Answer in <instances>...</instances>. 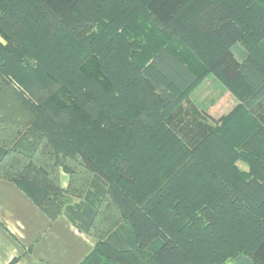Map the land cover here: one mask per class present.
I'll return each instance as SVG.
<instances>
[{"label": "trees", "instance_id": "trees-1", "mask_svg": "<svg viewBox=\"0 0 264 264\" xmlns=\"http://www.w3.org/2000/svg\"><path fill=\"white\" fill-rule=\"evenodd\" d=\"M190 2L0 0V180L50 220L82 201L69 221L95 239L103 263L224 264L244 254L264 264V192L241 188L254 176L264 184V131L255 145L248 130L247 145L238 143L237 106L187 148L165 125L181 102L168 105L147 73L173 53L169 39L190 40L199 67L219 69L237 96L242 67L230 47L241 40L264 82V0H200L189 10ZM206 40L217 53L205 55ZM192 75L199 81L200 69ZM157 135L166 178L138 203L118 182L129 180L126 154L157 147ZM239 159L259 169L242 173Z\"/></svg>", "mask_w": 264, "mask_h": 264}, {"label": "rangeland", "instance_id": "rangeland-1", "mask_svg": "<svg viewBox=\"0 0 264 264\" xmlns=\"http://www.w3.org/2000/svg\"><path fill=\"white\" fill-rule=\"evenodd\" d=\"M199 1L191 0L188 9L197 8L200 4ZM132 29L138 31L135 27ZM147 40L151 48L159 45V41L155 39ZM169 40L172 41L168 43L174 46L173 53L169 54L163 51V54L159 58L160 68L153 70L150 66L147 70V73H150L158 81L159 86L157 87V91L164 100L169 101L168 105L177 100L181 102L175 113L169 117L170 119L168 118L165 125L177 134V137L184 142L187 148H191L196 144L197 138L215 127V125L210 123L211 120L214 119V121L218 122L222 118L227 117L237 106H240L242 110H240L239 115H243V124L240 125V129L243 132L240 135L238 143L242 146L247 145V141H244V133L248 130V132H254L256 135L249 140L251 141L255 138L251 142L255 145L263 137L264 131V82L261 74H258L256 71V63L253 60L254 55L250 51L248 53L241 40L236 41L230 47L235 59L242 67V78L240 83L237 84L240 90L236 96L220 78L219 69L210 68L205 64L199 67L200 58L196 54V51L200 50H195L196 48L198 49V45H194L196 42L194 43L189 40L187 42L189 46H186L175 39ZM142 41L143 39L137 42L142 43ZM0 43L4 44L1 38ZM204 43L206 44L205 50H209L205 55L211 56L218 52L212 42L206 40ZM258 48L264 55V40L259 44ZM258 65L260 66V62ZM194 68H196V72L200 69L201 79L199 81L193 78ZM10 83L12 87L20 89L14 81ZM160 138L158 135L151 138L156 140L158 143L157 147H155V141H151L150 143L143 144L142 146L145 148L140 150L139 153H136L138 150L134 152L130 151L126 154L128 162L124 172L128 175L129 180L123 177L121 182L118 183L126 191L130 192L138 203H140L139 200L144 199L143 197L146 193L144 190L160 186L162 184L161 179L166 178L168 169L166 159L169 158V155L167 152L158 149L160 148ZM258 158L260 159V157ZM235 166L245 174L253 170L247 159H239L235 162ZM254 168L256 170L259 169V167ZM256 170L253 171L255 172ZM167 184H171L170 181ZM243 184L244 187L241 188L247 193L259 194L260 191L264 192V184H261L260 179L255 176L244 178ZM94 192L95 194L98 193L99 189H94ZM141 192L144 195L140 196ZM106 212L110 216V221L117 220L114 210ZM120 226L121 230H119V234L124 238L122 234L127 231L123 229V223ZM252 262L253 260H251L250 256L243 254L241 258L228 260L224 264H252Z\"/></svg>", "mask_w": 264, "mask_h": 264}, {"label": "crops", "instance_id": "crops-1", "mask_svg": "<svg viewBox=\"0 0 264 264\" xmlns=\"http://www.w3.org/2000/svg\"><path fill=\"white\" fill-rule=\"evenodd\" d=\"M60 180L65 189L68 176L61 173ZM81 202L72 199L50 220L13 184L0 180V264H113L103 263L95 239L69 221L67 212Z\"/></svg>", "mask_w": 264, "mask_h": 264}]
</instances>
